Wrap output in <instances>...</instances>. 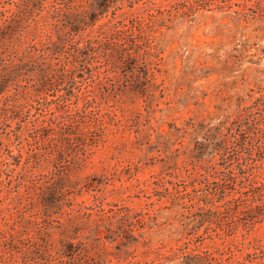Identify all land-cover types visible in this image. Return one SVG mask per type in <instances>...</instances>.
<instances>
[{
    "label": "rangeland",
    "instance_id": "374dc122",
    "mask_svg": "<svg viewBox=\"0 0 264 264\" xmlns=\"http://www.w3.org/2000/svg\"><path fill=\"white\" fill-rule=\"evenodd\" d=\"M15 12L5 48H49L51 87L41 60L0 68V264H264V0H0ZM134 19L150 82L72 58ZM69 117L99 134L86 156Z\"/></svg>",
    "mask_w": 264,
    "mask_h": 264
},
{
    "label": "trees",
    "instance_id": "16d2710c",
    "mask_svg": "<svg viewBox=\"0 0 264 264\" xmlns=\"http://www.w3.org/2000/svg\"><path fill=\"white\" fill-rule=\"evenodd\" d=\"M105 5L106 4H101L99 8H104ZM20 20L21 16L17 12L12 14L8 18H5L4 15H1L0 68L6 70L4 77L8 79L11 78L12 75H14L18 70L27 71L28 67L30 66H32V68L34 69L36 67L35 63H38L41 60L42 62L38 65V68H41V71L43 72L44 81L42 83V86L37 89V92L48 91V88L51 87V83H49L51 81L50 79H47L49 78L48 70L52 68V65L46 62V60H48L47 52L49 51V48L37 50L34 45H31L29 47V50H35L39 54V56L35 59H29L27 61L26 53L28 52L26 50L9 51L8 48H5V42L12 39V35L15 31L16 25L18 24V22H20ZM118 24L119 26L115 25L109 30L99 32V35L96 39L84 40L83 42H85L86 45L83 48L80 47L81 42H77V44L72 45V58L75 60V62H79V56L82 54L92 56L93 59L103 58L106 62V65L113 69L125 68L131 73V77L134 79V81L141 82L143 79V82H150L148 65L146 63V60L144 59V54H142V52H146L145 48L148 47L149 41L148 39L143 37L140 27V20H132L130 27L122 23ZM136 30L138 31L137 34L135 32ZM75 31L78 32V30ZM144 39H146L147 41H145ZM82 62L84 63L83 67H85L86 69L88 67L87 58ZM6 83V81H0V95L3 93ZM87 105L91 106V102H87ZM80 114H87V109L77 113L78 116H83ZM83 123L84 121H78L76 117H69L68 122L62 126H59V128L62 131L65 130L62 137L63 140L69 143L74 142V140L83 143L86 148L84 151V156H86V154L89 153L90 148L98 143L99 134L96 131L88 129L89 127H83ZM70 128H74L78 131V135L75 138L72 137V135L74 134H68V130H71ZM46 129V127H42L39 129L35 128V130L38 132Z\"/></svg>",
    "mask_w": 264,
    "mask_h": 264
}]
</instances>
